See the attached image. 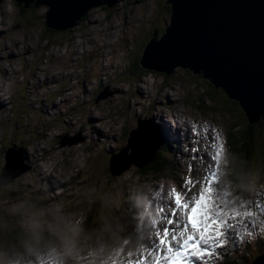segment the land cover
Returning a JSON list of instances; mask_svg holds the SVG:
<instances>
[{"label":"rangeland","instance_id":"rangeland-1","mask_svg":"<svg viewBox=\"0 0 264 264\" xmlns=\"http://www.w3.org/2000/svg\"><path fill=\"white\" fill-rule=\"evenodd\" d=\"M46 10V6H18L14 0H4L0 8V31L3 33L0 37V99L7 100L0 110V260L6 261L7 264H17L18 261L24 260L40 264L51 255L54 260L60 259L63 264H113V261L120 264L124 261V256L120 255L121 251L125 256L129 251L134 254L144 252L145 241L153 238L152 231L144 233V236L139 238L142 239L139 244L125 246L126 235L130 234L131 229L128 223L132 225V220L137 216L148 214L145 224H156L154 216L162 214L141 195L140 190L145 193L161 190L166 196L165 199L169 200L168 194L172 187L183 184L187 178L188 166L183 164L181 167L185 168L179 171L167 166L166 168L175 172L168 170L170 174H167L166 170L162 171L154 182L134 174L147 165L137 167L136 164L130 163L119 172L118 169L123 164L120 163L121 159L117 160L118 156L109 158L108 163H102L100 160L104 161L111 151L121 148H127L125 153L130 155V135L132 142L137 144L138 141L135 140L138 132L134 130L139 129L144 141L148 142L153 138L156 142L151 127L148 129L149 119L154 111L152 107L157 106L153 102L156 100L165 103V93L170 96L171 88L174 87L178 88L179 92L177 100L181 103L185 101V106L165 108L163 105L165 109L163 108L162 118L166 126L169 127V123L165 121V115L168 112L175 114V108H181V114L193 123L200 119V122L210 126L211 131L216 130L215 134L219 132L223 141L225 139L221 134L222 128L232 132V143L224 145L229 155L223 164L226 174L224 184L230 193L229 199L235 200L237 204L246 203L243 193H248L254 203L264 202V124L259 126V122L255 123L254 131L247 135L249 124L242 108L235 106L234 100L224 91L214 88L207 79L188 69L174 67L169 75L143 69L137 75H128L126 69L130 63L129 58L133 61L140 58L145 44L154 36L152 32L155 30L152 28L158 30L157 38L163 33L170 17V6L166 0H118L112 7L97 6L90 9L78 24L64 31L52 30L45 25ZM129 18L135 21L131 22ZM112 23L118 28L109 29ZM125 27H132V33L126 32ZM110 30L116 31L115 38L111 37ZM105 43L102 51L99 45ZM114 48L118 53L115 59L109 53ZM100 49L108 56L99 58L100 64L97 68L96 64L92 65L91 56L82 52ZM109 54L111 65L105 66L111 67L112 70H107V76H104L101 69L104 62H108ZM69 62L76 63V70L71 67L68 69L73 74L76 73L77 80H73L70 73L65 76L66 70L62 71L63 65ZM70 63L69 65H72ZM87 65L89 66L86 68ZM115 66L116 71H113ZM13 69L20 70L21 74L14 75ZM6 71L11 74L9 84L6 81L9 76ZM50 74H53L51 76L54 79L44 86ZM3 81H6L4 85ZM56 81L57 85L54 84ZM72 83L74 92L64 96L66 99L70 98L69 102L61 103L63 96L54 90L64 89L67 92ZM87 85H91L90 89H86ZM48 86L52 88L49 89ZM95 89L102 91V98L97 102L92 99L93 95H97ZM140 90L144 92L145 100L139 105L136 101L137 92ZM80 95L84 99H81ZM70 104L74 105L70 108V113L60 111L61 108H69ZM53 105H57L55 109H52ZM40 108L43 114L38 112ZM47 111L49 119H46ZM259 116L261 117V114ZM69 123H74L73 127H69ZM153 123L155 125L154 120ZM236 123L237 125H233ZM197 128L205 135L204 130L199 126ZM112 133L115 136H112ZM104 134L110 137L112 145L104 141ZM87 136H92V139L94 137V140L86 139ZM240 139L241 141H236ZM208 143L199 142L201 146ZM13 144L17 150H23L22 164L27 170L18 174L22 169H15L10 175L2 177V169L5 166L4 148ZM234 144L239 150L232 152ZM35 148L38 149L37 156L32 153ZM42 150H46V153L49 151L46 154L47 159H42ZM185 153L189 156L190 152ZM30 158L48 168L43 172L44 179L38 180V172L31 170ZM172 159L178 163L180 161L174 154ZM111 160L116 166L113 173L109 171ZM208 162L205 160V163ZM197 165L198 162L191 174L193 180L202 179L197 174L198 169L203 174V169ZM80 169H84L83 173L81 172L82 177L79 178L82 184H72L74 174ZM48 171L59 179L57 184L63 183V186L54 188L47 197L48 193L43 187ZM50 184L52 187L56 186L53 181H50ZM199 191L198 184L188 194L189 200ZM134 193L140 195V208L136 210L135 206L132 207L130 199ZM12 195L17 197L18 203L8 202L14 200ZM258 197L262 199L258 200ZM135 204L137 205V202L134 199ZM33 209L42 210L41 223L38 225L29 219V213ZM170 211L171 209L164 210V214ZM161 220L166 221L165 217ZM254 220L256 225L260 224L259 217H254ZM76 221H79L80 227L69 229ZM38 226L41 231L34 229ZM241 228L243 233V225ZM262 228L264 225L250 228L253 235L256 233L259 241L264 240ZM157 231L154 230L155 233ZM245 239L246 235L244 240L240 241L247 242ZM235 245L237 246L236 243ZM247 248L245 253H253L256 249H264V243ZM36 249L46 251L37 256L34 255ZM241 254L234 253L230 257L234 260L241 259ZM64 257L67 259L64 260ZM153 258L155 256H150L148 261ZM253 258L254 256H249L248 261ZM221 261V257L219 261L212 258L210 264H220ZM243 263L239 261L237 264Z\"/></svg>","mask_w":264,"mask_h":264},{"label":"water","instance_id":"water-1","mask_svg":"<svg viewBox=\"0 0 264 264\" xmlns=\"http://www.w3.org/2000/svg\"><path fill=\"white\" fill-rule=\"evenodd\" d=\"M3 1L0 0V8ZM14 1L25 8L46 6L45 25L61 31L78 24L90 9L102 5L112 7L118 2ZM166 3L170 6L169 21L160 39L151 38L146 44L140 58L141 67L166 75L174 67L200 74L240 105L250 126L264 121V0H166ZM101 98L98 95L96 102ZM134 132H138L137 144L131 141L130 135L128 147L132 153L127 155V148L121 150L117 160L121 159L123 166L117 168L119 172L130 163L144 167L154 158L157 142L153 138L144 141L139 129ZM22 152L14 147L5 152L2 177L15 169H22L18 174L27 170L22 164ZM253 264H264V256Z\"/></svg>","mask_w":264,"mask_h":264},{"label":"snow or ice","instance_id":"snow-or-ice-1","mask_svg":"<svg viewBox=\"0 0 264 264\" xmlns=\"http://www.w3.org/2000/svg\"><path fill=\"white\" fill-rule=\"evenodd\" d=\"M205 139L209 141L205 149L211 151L202 150L198 141L195 147L188 145L184 149L185 152L190 151L188 176L183 184L173 186L168 194L167 207L171 211L165 217L166 223L162 227L157 226L159 230L145 245L144 252L134 254L129 251L125 256L121 251L123 264H147L150 256H155L153 264H210L212 258L219 261L222 250L234 237H251L253 231L250 228L264 225V203H254L248 193H243L246 203L237 204L235 200L229 199L230 193L224 184V141L218 133L209 137L207 130ZM206 159L208 163H205ZM197 162L203 169L202 179L193 180L191 174ZM198 184L199 193L193 194L189 200V192ZM161 214H164L163 208ZM254 217H259V225H256ZM241 225L243 233L240 231ZM261 230L264 232V228ZM127 243L125 241V246ZM41 264L63 262L49 255ZM113 264L116 262L113 261Z\"/></svg>","mask_w":264,"mask_h":264},{"label":"bare ground","instance_id":"bare-ground-1","mask_svg":"<svg viewBox=\"0 0 264 264\" xmlns=\"http://www.w3.org/2000/svg\"><path fill=\"white\" fill-rule=\"evenodd\" d=\"M135 2V1H134ZM130 4H136V3H130ZM129 5H127V7H128ZM121 8H123V7H121ZM122 12H123V10H122ZM130 19V21L131 22H133V21H135V19H131V18H129ZM113 22V21H112ZM113 25H109V29L110 28H112V29H115V28H118L116 25H115V23H112ZM115 26V27H114ZM121 28V27H120ZM111 29V30H112ZM159 29V28H158ZM110 30V34H111V37L112 38H115L116 37V34H115V36H114V33L116 32V31H114V32H112ZM125 30H126V32L128 31V33H132V27H125ZM158 33V32H157ZM113 35V36H112ZM102 36V35H101ZM108 36H110L109 34H108ZM107 42V41H106ZM129 42V41H128ZM111 44V43H110ZM106 45V43L105 44H102V45H99L100 47H101V49H102V47H104ZM73 50V49H72ZM102 51H104L103 49H102ZM69 52V51H68ZM67 52V53H68ZM72 52V51H71ZM117 52V49L116 48H114V50L112 51V52H109V53H111L112 54V56H113V58L115 59V58H117L118 57V53H116ZM66 53V54H67ZM82 53H92V51H84V52H82ZM103 54L104 55H107L105 52H103ZM111 54H109V59L111 60ZM108 56V55H107ZM63 57V56H62ZM85 58V57H84ZM68 60V59H67ZM84 60V59H83ZM69 61V60H68ZM76 62H77V60H76ZM64 63V62H63ZM63 63H62V65H63ZM70 63V62H69ZM69 63L67 64V63H65L64 65H63V68L64 69H62V71H64V70H66L67 71V73L65 74V75H68L69 76V73L72 75L71 77H73V80L77 77L75 74H73L72 72H71V70L70 69H68L69 67H71L73 70H76V67L77 66H75L76 65V63H72V65H69ZM70 63V64H71ZM78 66H79V64H78ZM108 68H110V67H107V66H103V68L101 69L103 72H106V70L108 69ZM6 69V68H5ZM14 70V69H13ZM44 71H45V69H43ZM42 70V72H44ZM40 70H38V72H39ZM61 71V72H62ZM6 73H7V75H9V73H8V71H6ZM47 73V72H46ZM78 73V72H77ZM13 74L14 75H20L21 74V71L20 70H14L13 71ZM11 75V74H10ZM9 75V76H10ZM17 75V76H18ZM53 76V74H50L49 75V77L50 78H52V76ZM62 75H64V74H62ZM61 75V76H62ZM3 76H4V72H3ZM65 78V77H64ZM61 80V79H60ZM60 80H59V82H60ZM72 80V79H71ZM41 81V80H40ZM40 81H39V83H40ZM50 81H46L45 82V86H46V83H49ZM67 82H68V80H67ZM71 82V81H70ZM73 82V81H72ZM56 83H58V81H56V82H54V84H56ZM150 84V83H149ZM53 85V84H52ZM57 85V84H56ZM70 86V85H69ZM48 88L50 89V88H52L51 86H48ZM3 90V89H2ZM57 90V89H56ZM171 90H172V92H171V94H170V96H168V94L167 93H165V103H167L168 104V107H170L171 105H173L174 107L175 106H182V107H184L185 105L183 104V103H181V102H179L178 100H177V97H178V94H179V92H178V88H176V87H174V88H171ZM55 92V91H54ZM123 93V92H122ZM59 95V94H58ZM225 95V94H224ZM122 96V95H121ZM137 101H136V103L137 104H142V102L145 100V96H144V92L143 91H138L137 92ZM156 97V96H155ZM154 98V97H153ZM172 98V99H171ZM70 98H68V99H64L63 101H66V100H69ZM180 100V99H179ZM181 101V100H180ZM159 101H156V100H154V102H153V104H156L157 106H153L152 107V109L154 110L152 113H151V115L154 117V118H152L153 120H154V122H155V124H156V128H157V131H158V133H159V135H160V137H162L163 138V140H164V142H165V144L166 143H170V144H173V143H178L179 142V140H180V138H179V136H178V134H177V132H179L180 130H182L183 129V127L181 126V125H179V124H177V123H180V124H182L183 126H185V129L188 131V133H192V135H193V137L195 138V139H197L198 140V143L200 142V141H204V142H209L208 140H206L205 139V135H202L201 134V131L197 128V126H199L202 130H204V131H206L207 130V132L209 133V134H207L209 137H212V136H214L215 135V133L213 132V131H211L210 130V126H206L204 123H201L199 120L200 119H196L195 120V123H193L188 117H186L184 114H181V112H178V111H174L175 112V118L177 119L176 121H177V123H173L172 125H170V129L174 132L173 134H172V136H169V132H170V129L164 124V123H162L160 120H161V118H162V116H163V114H162V110H163V108H162V102H159ZM6 103V101H4V99H0V110L1 109H3V106H4V104ZM10 103V102H9ZM158 103V104H157ZM147 105H148V103H147ZM147 107V106H146ZM149 107V106H148ZM165 108H167V107H165ZM164 108V109H165ZM196 109V108H195ZM198 110V109H197ZM201 110H202V107H201ZM182 112H183V110H181ZM68 114V113H67ZM187 120V121H186ZM110 122H112V121H110ZM80 123V122H79ZM104 123V122H103ZM111 124V123H110ZM73 125H74V123L73 124H71V123H69V127H73ZM190 125L192 126H194V129H193V132H191V127H190ZM80 126L81 125H79V130H80ZM212 127V126H211ZM106 130V129H105ZM78 132V131H77ZM96 132H98V131H96ZM100 133H98V135H99ZM218 134H219V136H220V133L218 132ZM221 134L224 136V139H225V141H224V145L225 146H227V145H229L230 143H232V141H231V134H232V132H230V131H228L227 129H225V128H222V132H221ZM108 135H109V133H108ZM108 135L107 134H104V141L108 144V145H112V141H111V139H110V137H108ZM112 136H115V134L114 133H112ZM188 137H189V140H191L193 137L191 136V135H188ZM187 137V138H188ZM86 139H89V140H94V137H93V139H92V136H91V138L90 137H86ZM96 141H97V139H96ZM117 144V143H116ZM52 146H54V145H52ZM52 146H51V151H52ZM192 146V145H191ZM199 146L201 147V149L203 150L204 148H205V145L204 146H201V144H199ZM225 146H224V148H225ZM174 147H175V145H174ZM194 147V146H193ZM99 148V147H98ZM106 148V147H105ZM110 149V148H109ZM178 150H179V148H177ZM37 148H35V149H33L32 150V153H34V155L35 156H37ZM43 151V155H42V159H47L48 158V156L46 155L47 153H49V151H47V153H46V150H42ZM112 152V151H111ZM187 155V154H186ZM229 154H228V152L227 151H225L224 152V154H223V158L224 159H226L227 158V156H228ZM188 156V155H187ZM189 156H190V153H189ZM188 156V157H189ZM109 158L110 157H107L106 159H104V161L103 160H100L102 163L103 162H107L108 163V161H109ZM40 159V158H39ZM207 160V159H206ZM37 160H31V158L29 159V164L31 165L30 167H31V170H33V171H36V172H38L36 175H37V177H42V174H43V172H45L44 170L45 169H47L48 170V168L47 167H45V166H43V165H40V163L38 164L37 162H36ZM110 162H112V163H114V161H110ZM231 162V161H230ZM186 166H188V164H186L185 165V167ZM198 166V165H197ZM264 166V165H263ZM184 166L183 167H181L180 169L181 170H183L184 168H185ZM78 168V167H77ZM84 170V169H83ZM83 170H79L78 171V174H81V172L83 173ZM233 170V169H232ZM110 171H111V169H110ZM197 172V171H196ZM195 173V172H194ZM229 173H232L230 170H229ZM47 174V177L48 176H50L52 173L51 172H47L46 173ZM89 174V173H88ZM45 175V174H44ZM197 176H199V177H202V173H200L199 172V169H198V174H197ZM230 176V175H229ZM24 177V176H23ZM64 182H66V181H64ZM182 182V181H181ZM181 182H180V184H181ZM258 182H260V181H258ZM25 183V182H24ZM34 183V182H33ZM26 184V183H25ZM65 184V183H64ZM71 184V183H70ZM66 185V184H65ZM35 186V185H34ZM71 186V185H70ZM47 187H48V189H51V188H53L52 186H51V184H50V182L47 184ZM72 187V186H71ZM78 187V186H77ZM88 187V186H87ZM36 188V187H35ZM75 188V187H74ZM166 188H167V186H166ZM110 189V188H109ZM114 189H115V187H114ZM70 190V189H69ZM78 190V189H77ZM153 190V189H152ZM151 191V190H150ZM167 191V190H166ZM76 192V191H75ZM168 192V191H167ZM15 193V192H14ZM16 193H18V192H16ZM69 193V192H68ZM164 193V192H163ZM157 199H161V198H166V196H164V194H162V192H161V190H159V191H155V190H153V193H152ZM166 194V193H165ZM6 195H8V194H6ZM5 195V196H6ZM67 195H69V194H67ZM1 196V195H0ZM12 196H14V195H12ZM56 196V195H55ZM66 196V195H65ZM8 197H10V196H8ZM7 197V198H8ZM71 197V196H70ZM75 197V196H74ZM55 199V198H54ZM63 199H64V197H63ZM69 199V198H68ZM56 200V199H55ZM59 200V199H58ZM8 202H10V203H12V204H15V203H18V201H17V197H15L14 196V200H10V201H8ZM43 205V204H42ZM168 208V207H167ZM167 214H165L164 216H166ZM83 220H85V218L83 219ZM38 225V224H37ZM35 230H38V231H41V227L40 226H38V227H36V228H34ZM127 239V238H126ZM125 239V240H126ZM149 241L148 240H146L145 241V245L148 243ZM93 244V243H92ZM112 248V247H111ZM100 251V250H99ZM106 255V254H105ZM155 260V258H153L152 260H149L148 262H147V264H153V261ZM17 264H24V263H20L19 261L17 262Z\"/></svg>","mask_w":264,"mask_h":264},{"label":"trees","instance_id":"trees-1","mask_svg":"<svg viewBox=\"0 0 264 264\" xmlns=\"http://www.w3.org/2000/svg\"><path fill=\"white\" fill-rule=\"evenodd\" d=\"M152 29L155 30L154 32H152L154 34V36H155L156 35V31L158 32V30L156 28H152ZM141 55H142V53H141ZM139 59L140 58H138L135 61H133L132 59L129 58L130 63L128 64V67L126 69L127 72H128V75H137L141 71H143V68L140 66ZM233 104L235 106L236 105L239 106V104L236 101H234ZM38 112L41 114L42 113V108H40V110ZM258 124H259V126H261L262 124H264V121L260 120ZM233 125H237V123L233 124ZM254 127H255L254 125L253 126L248 125L247 135L252 134V132L254 131ZM236 141H241V139L240 140H236ZM235 144H236V142H235ZM235 144H234V149H232V152L233 151L235 152V151L239 150V148ZM167 145H168V143L165 144V142H161L160 150L156 152V154L154 155V159H152V161L149 162L144 169L138 171V173L134 172V174L136 176H139V177L142 176L146 180L147 179H151V181L155 180V178L158 177V173H161L162 171L166 170L165 166L167 165L168 162H167V159H166V156H165V154H166L165 152L167 151V147L169 148V146H167ZM162 151H163V153H162ZM110 173H111V171H110ZM230 174H232V173H230Z\"/></svg>","mask_w":264,"mask_h":264},{"label":"clouds","instance_id":"clouds-1","mask_svg":"<svg viewBox=\"0 0 264 264\" xmlns=\"http://www.w3.org/2000/svg\"><path fill=\"white\" fill-rule=\"evenodd\" d=\"M170 15H171V13H170ZM164 31H165V29H164ZM163 31V32H164ZM145 46H146V44H145ZM145 46H144V48H145ZM144 48H143V50H144ZM143 50H142V54H143ZM142 56V55H141ZM141 58V57H140ZM139 62H140V59H139ZM141 66V65H140ZM145 70V69H144ZM213 86V85H212ZM214 87V86H213ZM215 88V87H214ZM225 93V92H224ZM240 106V105H239ZM247 119V118H246ZM170 126V125H169ZM168 127V126H167ZM154 159V158H153ZM248 163V162H247ZM20 207L22 208L23 207V204L21 203V205H20ZM41 217H42V210H40V209H33L30 213H29V219H30V222H33L34 224H40L41 223ZM71 227H77V228H79L80 227V225H79V221H76L73 225H70L69 226V229L71 228ZM46 251V249H36L35 251H34V255H37V256H39V255H41V254H43L44 252ZM0 264H7V262L6 261H4V260H0Z\"/></svg>","mask_w":264,"mask_h":264}]
</instances>
